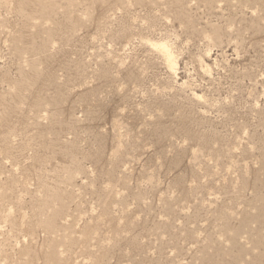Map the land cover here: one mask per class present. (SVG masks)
<instances>
[{
	"label": "rangeland",
	"instance_id": "1",
	"mask_svg": "<svg viewBox=\"0 0 264 264\" xmlns=\"http://www.w3.org/2000/svg\"><path fill=\"white\" fill-rule=\"evenodd\" d=\"M0 264H264V0H0Z\"/></svg>",
	"mask_w": 264,
	"mask_h": 264
},
{
	"label": "bare ground",
	"instance_id": "2",
	"mask_svg": "<svg viewBox=\"0 0 264 264\" xmlns=\"http://www.w3.org/2000/svg\"><path fill=\"white\" fill-rule=\"evenodd\" d=\"M155 47L164 53L170 63H173L172 55L165 44L156 45Z\"/></svg>",
	"mask_w": 264,
	"mask_h": 264
}]
</instances>
